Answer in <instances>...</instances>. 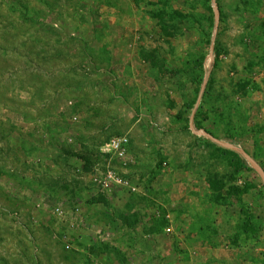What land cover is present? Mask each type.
Instances as JSON below:
<instances>
[{
  "label": "rangeland",
  "instance_id": "1",
  "mask_svg": "<svg viewBox=\"0 0 264 264\" xmlns=\"http://www.w3.org/2000/svg\"><path fill=\"white\" fill-rule=\"evenodd\" d=\"M195 110L264 169V0H0V264H264Z\"/></svg>",
  "mask_w": 264,
  "mask_h": 264
},
{
  "label": "water",
  "instance_id": "2",
  "mask_svg": "<svg viewBox=\"0 0 264 264\" xmlns=\"http://www.w3.org/2000/svg\"><path fill=\"white\" fill-rule=\"evenodd\" d=\"M214 11H215V18H216V28H218V25L220 23V9L217 5L215 6ZM213 53H214V44L211 47V56H213ZM205 87H206V82L202 88V92H201L200 97L198 99L196 108L200 104V101L202 99V95H203V92L205 90ZM195 115H196V110L193 111L192 117L190 120V127H191V130L193 131L194 134L205 137L208 140H210L211 142H213V143H215V144H217L223 148L232 150V151L237 152L240 155H242V157L246 159V161L250 164L252 169L261 177V179L264 182V169L254 158H252L245 150H243L239 146H237L233 143L226 142V141L219 139L218 137H216L215 135H213L212 133H210L206 129L197 130L196 126H195V122H194L195 121Z\"/></svg>",
  "mask_w": 264,
  "mask_h": 264
},
{
  "label": "trees",
  "instance_id": "3",
  "mask_svg": "<svg viewBox=\"0 0 264 264\" xmlns=\"http://www.w3.org/2000/svg\"><path fill=\"white\" fill-rule=\"evenodd\" d=\"M168 16L170 17V20L173 21V20H175V19L181 17L182 14H181L180 12H178V11H174V12H172L171 14H169ZM161 19H162V22H163L164 28L169 27V22H170V21H168L167 19H164V18H162V17H161ZM198 117H199V115L196 117V119H195V121H194L196 125H200L201 122H202V123H203V122H206V117H203V116H202V117H200V119H198ZM199 122H200V123H199ZM200 129H205V128L200 127ZM212 143H213V142H212ZM213 145L218 146L222 151H224V152H226V153H230V154L234 155V156L236 157V159H237V166H238L239 168H244V167H245V168H247V169L253 170L252 167L250 166V164L246 161V159L243 158L242 155H240L239 153L234 152V151L229 150V149H226V148H223V147H221V146H219V145H217V144H215V143H213ZM235 145H236V144H235ZM253 171H254V170H253ZM255 188L257 189V186H254V187H251V188H246V189L244 190V193H246L248 196H251V195L253 194V190H254ZM254 191H255V190H254ZM236 193H239V191L237 190ZM258 194H259V195H258ZM237 195H238V194H237ZM253 195H254V194H253ZM255 195H257L258 199L261 200V198H262V199L264 198V191H261L260 193H256ZM255 195H254V196H255ZM259 196H260V197H259ZM259 207H260V210H261V209H262V206L260 205ZM247 211H248V209H247ZM260 213H261V212H260ZM245 214H246V217L249 218V217H248V213H245ZM250 222H252V221H248L247 225H249Z\"/></svg>",
  "mask_w": 264,
  "mask_h": 264
},
{
  "label": "built area",
  "instance_id": "4",
  "mask_svg": "<svg viewBox=\"0 0 264 264\" xmlns=\"http://www.w3.org/2000/svg\"><path fill=\"white\" fill-rule=\"evenodd\" d=\"M129 145V140L127 137H124V138H120V139H117L115 141H113L109 147L111 148V150H113L114 152H116L120 157L126 155L127 153V147ZM109 177L111 179H113L114 181L116 182H120L122 181L115 172L113 171H110L109 172ZM169 231H171V229H168Z\"/></svg>",
  "mask_w": 264,
  "mask_h": 264
},
{
  "label": "crops",
  "instance_id": "5",
  "mask_svg": "<svg viewBox=\"0 0 264 264\" xmlns=\"http://www.w3.org/2000/svg\"><path fill=\"white\" fill-rule=\"evenodd\" d=\"M196 135V134H195ZM199 136V135H198Z\"/></svg>",
  "mask_w": 264,
  "mask_h": 264
}]
</instances>
